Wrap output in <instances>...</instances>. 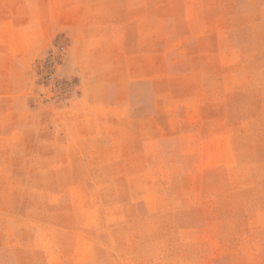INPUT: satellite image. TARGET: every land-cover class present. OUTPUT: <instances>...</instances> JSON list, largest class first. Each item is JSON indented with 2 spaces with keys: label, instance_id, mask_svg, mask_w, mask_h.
Returning <instances> with one entry per match:
<instances>
[{
  "label": "rangeland",
  "instance_id": "374dc122",
  "mask_svg": "<svg viewBox=\"0 0 264 264\" xmlns=\"http://www.w3.org/2000/svg\"><path fill=\"white\" fill-rule=\"evenodd\" d=\"M0 264H264V0H0Z\"/></svg>",
  "mask_w": 264,
  "mask_h": 264
}]
</instances>
